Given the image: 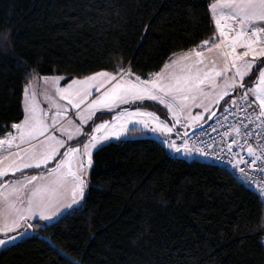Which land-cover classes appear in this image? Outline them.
Masks as SVG:
<instances>
[{"label":"trees","instance_id":"trees-1","mask_svg":"<svg viewBox=\"0 0 264 264\" xmlns=\"http://www.w3.org/2000/svg\"><path fill=\"white\" fill-rule=\"evenodd\" d=\"M210 2L0 0V125L22 116L26 69L71 77L113 70L115 56L158 70L211 35ZM93 161L82 204L37 222L0 264H264V196L229 168L151 137L107 142Z\"/></svg>","mask_w":264,"mask_h":264},{"label":"snow or ice","instance_id":"snow-or-ice-1","mask_svg":"<svg viewBox=\"0 0 264 264\" xmlns=\"http://www.w3.org/2000/svg\"><path fill=\"white\" fill-rule=\"evenodd\" d=\"M207 9L214 25L211 35L187 50L170 51L155 71L137 74L115 56L110 59L112 71L101 68L71 77L41 76L35 68L26 69L22 116L0 125V218L5 220L0 232L7 235L19 229L21 221L31 228L32 216L50 219L85 200L94 152L110 138L126 134L128 122L136 117L142 118L144 129L168 134L163 141L168 148L191 154L202 150L190 148L180 128L194 125L209 105L228 113L225 121L243 114L223 133L231 139L226 146L229 150L237 144L242 150L246 146L248 156L255 157L252 163L261 161L264 172V0H211ZM38 80L46 85L43 92L35 88ZM146 99L164 105L171 122L137 106ZM125 104L129 107H119ZM194 107L204 112L193 115ZM233 108L235 112L230 111ZM70 109L75 110L72 115ZM104 109L117 114L111 120L100 119ZM172 134L181 143L171 139ZM240 172L244 174V169ZM16 173L19 178L8 175ZM244 178L256 182L250 173ZM13 239L10 235L0 239V245Z\"/></svg>","mask_w":264,"mask_h":264},{"label":"built area","instance_id":"built-area-1","mask_svg":"<svg viewBox=\"0 0 264 264\" xmlns=\"http://www.w3.org/2000/svg\"><path fill=\"white\" fill-rule=\"evenodd\" d=\"M231 112H235V109H230ZM228 116V113L222 111L219 108L218 112L212 117L210 122L202 129L188 134L187 128H180L181 136L186 133V138L189 141L190 148H199L202 151L196 152L199 158L223 165L229 168L233 174L246 186L251 187L260 194L264 195V172L260 171L261 161L252 163L255 157H249L247 153V147L243 150L240 145H233L231 150L226 146L231 143V139L228 136H223L227 127L233 124L234 120L242 119L243 114L240 116L229 117L227 121L223 117ZM247 123V121H245ZM259 124V121H256ZM259 131V129H253V132ZM248 142L256 147V143L253 137L248 138ZM242 143V141H241ZM209 145L212 147L210 148ZM239 153V157L235 154ZM235 161V163H233ZM245 161L247 163H245ZM244 169V174H241L240 169ZM251 174L256 182H250L245 179V174Z\"/></svg>","mask_w":264,"mask_h":264},{"label":"rangeland","instance_id":"rangeland-1","mask_svg":"<svg viewBox=\"0 0 264 264\" xmlns=\"http://www.w3.org/2000/svg\"><path fill=\"white\" fill-rule=\"evenodd\" d=\"M208 55L211 56V55H214V54H211L210 53ZM108 71H112V70H108ZM52 75H61V74H48V75H41V76H52ZM228 75H231V73H229ZM61 76H63V75H61ZM253 80H255V79H253ZM245 81L249 83V86H251V82L248 81V78L247 77H245ZM34 84H35V88H36L37 92H43V90L46 87V85L44 84L43 80L35 81ZM41 99H42V97H41ZM145 101L153 102V103L159 105L164 111L160 110L157 107H153V105H149V104H146V103L144 104ZM145 101L140 102V104L137 105V106H140L142 108V110H147V111H150V112H155L162 120L163 119H166L169 122H171V119L172 118H171V116H169L167 114V108L164 105H160L157 101H151V100H147V99ZM42 106L43 107H47V103L46 102L42 103ZM126 106L127 105L125 104V105H120L119 107L120 108H126ZM209 108H210V110L208 112L204 113V115L200 119H203L205 117V119H204V121H205L207 119L208 115L214 110L215 106L209 105ZM74 111L75 110L70 109L69 110V115H72V113ZM102 111H108V112H104L105 114L103 116H101L100 119L111 120V117L113 115H116L117 114V110H115V109H113L112 111L111 110H108V109H104ZM198 111L199 112H204V109L203 108H200V107H194L192 109V114L195 115V113L198 112ZM73 118H75V117H73ZM141 120H142L141 117H136L134 120H130L128 122V126L126 128V134L122 135L119 138H110L109 141H106L104 143L106 144L107 142H110V141L119 140V139H125V138H142V137H151V138H155V139L161 140L162 142L164 141V139L166 138V135H168V134H162V133H160L158 131H151L149 129H144L143 124L141 123ZM77 122H79V121L77 120ZM96 122L99 123L100 120L98 119ZM191 126H193V125L190 124L188 128H190ZM153 127H154V125H153ZM84 130L86 132L87 131H90V129L87 126H85V129ZM171 139H176L177 143H181V140L179 138H177L174 134L171 135ZM166 148L172 154H175V155L180 156V157H184V158H186L188 160H191V159H193L195 157H199L198 154L195 151L191 152V154H185L183 151L176 152V151L168 148L167 146H166ZM91 168L87 169V176H86V178H87L88 184H89V179H90ZM8 175H12V174H8ZM11 178H14L15 179V178H19V177H11ZM0 182H2V180H0ZM86 191H87V189H86ZM82 202H79V203L73 205L71 208H64V209H62V211L60 213H58L55 216H52L50 219H42L38 214L35 215V216H32L28 220V223L29 224H32V227L31 228H27V226L24 224V222L21 221V227L19 229H15V230L9 231V233L7 235L5 233H3V232H0V239H7V236H9V235L15 237V239L9 241L6 245H0V250L2 248L6 247V246H9V245H11L13 243H16L17 241H20L21 239H23L24 237H26L28 235H32V234L36 233V231H37V224L36 223L37 222L40 224V226H42L44 224H47V223H52V222L58 220L63 214L67 213L68 211L72 210L73 208H76V207L80 206L82 204ZM4 224H5V220L3 218H0V227H3ZM8 226H9L10 229L13 227L11 225L10 221L8 222ZM17 232H20L21 235L17 236L16 235ZM24 233H26V234H24Z\"/></svg>","mask_w":264,"mask_h":264},{"label":"water","instance_id":"water-1","mask_svg":"<svg viewBox=\"0 0 264 264\" xmlns=\"http://www.w3.org/2000/svg\"><path fill=\"white\" fill-rule=\"evenodd\" d=\"M222 102L223 101H221V103ZM219 108L220 107L215 106L214 110L208 115L207 119L204 122H202L201 124H198V125L191 126L188 129V132L187 133L190 134L192 132L198 131V130L202 129L203 127H205L210 122V120L212 119V117L218 111Z\"/></svg>","mask_w":264,"mask_h":264},{"label":"crops","instance_id":"crops-1","mask_svg":"<svg viewBox=\"0 0 264 264\" xmlns=\"http://www.w3.org/2000/svg\"><path fill=\"white\" fill-rule=\"evenodd\" d=\"M204 119H205V117L203 118V119H200V120H198L194 125H198V124H201L203 121H204ZM193 125V126H194ZM179 127V126H178ZM189 127V126H188Z\"/></svg>","mask_w":264,"mask_h":264}]
</instances>
